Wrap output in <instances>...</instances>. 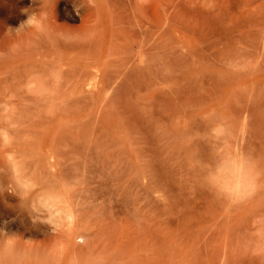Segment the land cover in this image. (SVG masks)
<instances>
[{
    "label": "rangeland",
    "instance_id": "374dc122",
    "mask_svg": "<svg viewBox=\"0 0 264 264\" xmlns=\"http://www.w3.org/2000/svg\"><path fill=\"white\" fill-rule=\"evenodd\" d=\"M81 1L0 0V264H264V0Z\"/></svg>",
    "mask_w": 264,
    "mask_h": 264
},
{
    "label": "clouds",
    "instance_id": "9594fccd",
    "mask_svg": "<svg viewBox=\"0 0 264 264\" xmlns=\"http://www.w3.org/2000/svg\"><path fill=\"white\" fill-rule=\"evenodd\" d=\"M247 169V162L241 166L240 170L231 178L228 183L216 185L212 178H209V183H213L214 186L218 187V191L228 198H237L244 195V181L245 172Z\"/></svg>",
    "mask_w": 264,
    "mask_h": 264
},
{
    "label": "bare ground",
    "instance_id": "6f19581e",
    "mask_svg": "<svg viewBox=\"0 0 264 264\" xmlns=\"http://www.w3.org/2000/svg\"><path fill=\"white\" fill-rule=\"evenodd\" d=\"M81 1V0H80ZM82 2V1H81ZM85 2V1H84ZM94 2V1H93ZM75 4V3H74ZM87 4V3H86ZM85 4V5H86ZM83 5V4H82ZM94 5V4H93ZM84 10V9H83ZM5 30V29H4ZM93 30V29H92ZM92 32H94V30L92 31ZM91 33V32H90ZM65 35H67V34H65ZM88 35V34H87ZM88 36H90V35H88ZM75 37H76V35H75ZM66 38V37H65ZM78 38H79V35H78ZM92 39V38H91ZM87 40V39H86ZM89 40V39H88ZM93 40V39H92ZM69 41V40H68ZM12 42V41H11ZM89 45V44H88ZM90 46V45H89ZM14 47V46H13ZM88 47V46H87ZM9 48H11V47H9ZM15 49V48H14ZM7 50V49H6ZM5 50V51H6ZM1 51V50H0ZM5 51H3V52H5ZM12 51V50H11ZM88 51V50H87ZM6 53V52H5ZM12 53V52H11ZM2 55V54H1ZM4 55V54H3ZM28 62V61H27ZM31 66V65H30ZM29 67V66H28ZM22 70V69H21ZM30 70V69H29ZM14 71V70H13ZM8 76V75H7ZM39 78V77H38ZM6 81V80H5ZM39 83V82H38ZM9 107V106H8ZM9 110H10V108H9ZM5 111V110H4ZM9 115V114H8ZM4 117V116H3ZM6 118V117H5ZM9 126V125H8ZM7 129V128H6ZM20 132H22V131H20ZM5 133V132H4ZM11 135V134H10ZM6 137V136H5ZM8 142V141H7ZM8 146V145H7ZM4 155H7V154H4ZM12 155H14V154H12ZM8 156V155H7ZM9 157H10V154H9ZM8 157V158H9ZM8 163H10V162H8ZM6 165V164H5ZM10 166V165H9ZM13 167V166H12ZM11 167V168H12ZM5 168V167H4ZM6 170V171H5ZM4 171H5V174H7L6 172H7V169H3L2 168V165H1V163H0V200H6V190L5 189H7L6 188V186H5V184H4V182L2 181V177H3V173H4ZM16 173V172H15ZM17 173H18V171H17ZM23 173V172H22ZM4 174V175H5ZM11 174V173H10ZM7 177V176H6ZM12 177V176H11ZM19 178H21V177H19ZM45 179V178H44ZM12 180V179H11ZM30 180V179H29ZM22 181V180H21ZM11 182V181H10ZM9 183V182H8ZM24 183V182H23ZM29 182H27V184H28ZM30 183H31V181H30ZM26 184V183H25ZM8 188H10V185L8 184ZM23 186V185H22ZM12 187V186H11ZM12 189H13V187H12ZM12 192H13V190H12ZM50 192V191H49ZM15 195V194H14ZM54 195V194H53ZM9 196V195H8ZM54 197V196H53ZM10 198V197H9ZM50 198V197H49ZM56 199H58L57 197H56ZM10 200V199H9ZM5 202H7V201H5ZM4 202V203H5ZM46 202V201H45ZM53 202V201H52ZM51 202V203H52ZM3 202H2V204H4ZM8 203H11V202H8ZM50 203V204H51ZM57 206V205H56ZM55 206V207H56ZM3 207V206H2ZM6 209V208H5ZM18 209V208H17ZM58 211V210H57ZM62 212V211H61ZM10 215V214H9ZM9 217V216H8ZM11 220H12V218H11ZM22 220V219H21ZM25 221V220H24ZM35 223V222H34ZM24 225V224H23Z\"/></svg>",
    "mask_w": 264,
    "mask_h": 264
}]
</instances>
